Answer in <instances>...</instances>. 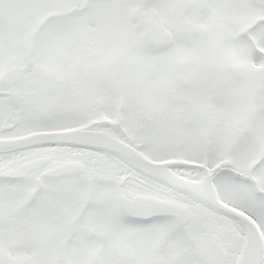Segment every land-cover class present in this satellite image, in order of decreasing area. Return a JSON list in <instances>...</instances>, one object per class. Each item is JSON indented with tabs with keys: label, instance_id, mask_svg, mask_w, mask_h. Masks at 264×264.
I'll list each match as a JSON object with an SVG mask.
<instances>
[{
	"label": "snow or ice",
	"instance_id": "obj_1",
	"mask_svg": "<svg viewBox=\"0 0 264 264\" xmlns=\"http://www.w3.org/2000/svg\"><path fill=\"white\" fill-rule=\"evenodd\" d=\"M0 264H264V0H0Z\"/></svg>",
	"mask_w": 264,
	"mask_h": 264
}]
</instances>
